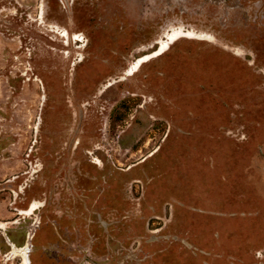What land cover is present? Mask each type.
Returning <instances> with one entry per match:
<instances>
[{
	"label": "rangeland",
	"instance_id": "1",
	"mask_svg": "<svg viewBox=\"0 0 264 264\" xmlns=\"http://www.w3.org/2000/svg\"><path fill=\"white\" fill-rule=\"evenodd\" d=\"M26 254L264 264V0H0V264Z\"/></svg>",
	"mask_w": 264,
	"mask_h": 264
},
{
	"label": "bare ground",
	"instance_id": "2",
	"mask_svg": "<svg viewBox=\"0 0 264 264\" xmlns=\"http://www.w3.org/2000/svg\"><path fill=\"white\" fill-rule=\"evenodd\" d=\"M181 38H194V36H193V33L191 32H174V33L167 34L165 40L161 41L160 43V49H158L151 55H147L145 57L140 58L138 62L136 63V65L129 71L128 74L134 75V73H136L144 63H146L147 61L155 57L163 55L169 49L170 45L174 44L176 41H178ZM37 209L38 207L36 206V204H34L32 206L31 211L34 212ZM24 257H25L24 258L25 264H30L27 254Z\"/></svg>",
	"mask_w": 264,
	"mask_h": 264
}]
</instances>
